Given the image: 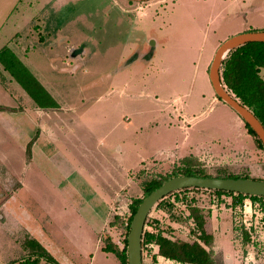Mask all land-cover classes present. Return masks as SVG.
Returning a JSON list of instances; mask_svg holds the SVG:
<instances>
[{"label": "rangeland", "instance_id": "obj_1", "mask_svg": "<svg viewBox=\"0 0 264 264\" xmlns=\"http://www.w3.org/2000/svg\"><path fill=\"white\" fill-rule=\"evenodd\" d=\"M30 3L27 0H0V47H9L57 100V107L42 108L47 112L39 110L36 116L31 114L43 126L50 121V117H56L60 122L75 115L76 123L86 122L94 126L93 133L98 137L113 140L112 136L119 134L120 139L131 141L122 128L126 127L125 124L137 123L142 127L133 141L144 146L141 151L146 156L154 153L161 142L177 140L178 147L182 148L184 140L209 144L210 137H217L224 144L222 136L237 135L231 114L209 100L194 104L195 93L205 90L201 85L199 66L205 55L214 54L219 42L239 33L244 27H248L244 31L264 30L255 26L264 21V0H39L38 3ZM246 20L254 26H246ZM35 21L41 25L38 30L33 29ZM30 28L32 34L29 33ZM77 48L82 50L72 55ZM25 52L26 57L23 56ZM20 56L24 57L23 60ZM10 76L0 64L1 92L14 99L15 107L9 108L21 109L24 106L28 111L30 103L27 101L24 104V100L20 101L16 96V85ZM4 99L8 102L7 98ZM180 100L191 102L190 115H195L194 118L189 120L180 113L174 114ZM69 106L76 111L61 109ZM160 109L173 110L176 120H172L171 116L170 131H166L167 112H160ZM102 113L105 114L104 122L101 120L98 124ZM114 119L117 124L113 126L111 121ZM179 125L194 131L201 128L202 132L189 133V138H186ZM75 132L81 138L82 135L86 137L87 131L82 126H77ZM37 137L38 130H33L27 137L26 158L31 157ZM85 139L94 142L96 137ZM3 149L12 148L6 146ZM242 158L241 153L235 152L229 156L207 155L200 161L194 158L190 161L194 163V168L214 176L223 173L264 176V154L261 150L252 157L251 169ZM11 164L15 169L20 167L14 158ZM180 165V160L174 158L151 159L131 173L136 184L111 206L100 233L102 250L95 254L94 264H117V261L119 264L112 252L103 249L107 237L116 246L123 247L128 233L130 205L134 199L144 197L143 183L150 179L164 181L179 173ZM2 172L0 170V177L6 179L0 178V185L5 181V197H12L20 185L18 177L11 170ZM24 175L26 185L20 194L15 195L18 199L16 207L19 202L25 204L33 216L40 214L36 220L43 224H46L43 218L51 215L52 229L59 233L72 229L76 231L81 221L73 210L69 194L34 168ZM252 202L246 198L242 205H233L231 196H219L196 188L174 191L156 202L147 216L144 230L162 231L173 240L193 241L196 233H191L194 223L189 217L190 207L211 208L214 214H218V219L222 212L227 214L225 219L233 227L232 240L239 263L263 262L264 210L254 214V206L249 208ZM241 225L250 234L251 242L245 247L241 244V231L235 229ZM84 227V231L94 236L91 229L88 231ZM225 233L229 238L230 229ZM16 234L19 241L24 235L27 237L23 229L18 228ZM93 243L95 240L89 244ZM27 254L28 249L23 254L25 257L17 258L10 264L24 263ZM215 256L221 261L220 248H217ZM5 260L0 257V264ZM85 261L81 260V264H87ZM39 264L52 263H46L41 258ZM143 264H150V258L144 257Z\"/></svg>", "mask_w": 264, "mask_h": 264}, {"label": "crops", "instance_id": "obj_2", "mask_svg": "<svg viewBox=\"0 0 264 264\" xmlns=\"http://www.w3.org/2000/svg\"><path fill=\"white\" fill-rule=\"evenodd\" d=\"M27 2H31V5L32 2L38 3L39 0H27ZM259 6L260 4L257 8ZM245 25L254 26L250 23V20H246ZM255 26L264 28V21ZM33 27L34 30H38L41 25L35 21ZM247 28L248 27H244L239 30V32L245 29L247 30ZM29 33H33L31 28L29 29ZM26 55L27 52L23 53L24 57H26ZM23 56H20L22 60L24 58ZM212 57L213 54L210 56L205 55V57L201 59L199 76L201 85L205 87V90L195 93L197 96L195 97L196 100L194 104L199 105L202 104V100H209L212 104L218 105L219 108L231 114L234 127L237 129V135L225 134L222 136L221 139H224V144H221L222 140L217 137H210L209 144L207 142H192L190 139L187 141L184 140V142H182V148L178 147L179 143L177 140L172 142H161L156 147L154 153L147 156L141 151L144 146L142 145L141 147L137 142L136 144L135 141H133L137 136V132L142 127L141 125L138 126L137 123L130 125L125 124L126 127L123 125L124 128H122V130L126 131V135L130 136L129 138L132 139L131 141L120 139L119 134L112 136L113 140L110 137L105 139L98 137L93 133L92 128L94 129V126L86 122L84 124L76 123L74 119L75 115L71 119H65L60 122L56 117H50V121L48 120L49 122L46 123V126H43L40 121H37L38 118H32L31 114L36 116L39 110L44 112L47 111L35 105L33 101L29 102L31 98L27 96L23 88L18 86L12 79L13 83L16 85L15 91L17 95H15L20 98V101L24 100V104L28 101L32 106L30 104L28 105V111L24 106L21 107V109L0 110V170L1 172L2 170L13 171L16 173L20 183L17 191L12 194V197H5L6 192L3 190L5 181L0 185V257L6 259L3 261L4 263L1 264H10L11 261L17 258L25 257L23 254H25L26 249L22 247V242L27 237L41 244L60 264H81V260L83 261L84 259L87 264H94L95 254L102 250L100 233L103 225L107 221V215L111 206L115 204L116 200L121 199L123 194L131 191V188L136 184L132 179L131 173L151 159L163 160L174 158L179 161L185 157H192L200 161L207 155L229 156L232 153L238 152L243 156L241 160L251 169L250 164L253 162L252 157L255 156L256 151L260 153L261 150L264 154V150L257 145L254 136L248 133L245 122L237 112L216 96L208 76ZM259 74L264 79V66L260 67ZM1 91L2 87L0 85V92ZM1 95L0 104L2 106L15 107L13 104L14 99L11 95L6 96L5 92L4 94L1 92ZM3 97L7 98L8 102H5ZM191 106L192 104L190 101L180 100L177 111L175 110L174 114L175 112L176 114L180 113L184 118L192 119L195 115H190ZM61 109H67L69 112L76 111V109L71 106ZM50 111L52 110H49V112ZM159 111L167 112L166 124H168V126L166 131H170L171 128L169 127L171 126L172 120L175 119L173 110L165 111L164 109H160ZM27 112L30 113L29 116ZM76 114L78 115L79 113ZM102 115V118H99L97 121L98 124L101 120L104 122L103 118L105 114L102 113ZM171 116L173 117L172 120ZM125 119L128 120L127 117H125ZM111 123L113 126L117 124L115 123V119L112 120ZM47 126H49V129ZM77 126L84 127L87 131V133H85L86 137H96L94 142L85 139L86 137L84 135H82L83 137L81 138L79 133L77 134L75 132ZM178 127H181L186 138L189 136V133L201 134L202 132L201 128L194 131L193 129L190 130L185 125H179ZM33 130H38V137L33 143L31 157L26 158V140ZM105 130L106 128H104V131ZM215 143H217L216 147ZM220 144L221 146H219ZM6 146L12 149H3ZM180 151L184 153H180ZM13 158L20 164L18 169H15L11 164ZM31 168L42 173L44 177L49 179L57 188L61 190L64 189L65 192L69 194L73 202V210L81 221L76 226V231L72 229L71 231L67 230L59 233L52 229L53 221L50 219V217H52L51 215L50 217L45 216V218H43V222L46 223L43 224L36 220L40 217V214L33 216L31 212L27 210L25 204L19 202L16 207L18 199L15 195L20 194L25 187L26 182L23 176H25L24 174ZM249 177L264 178V176L252 175H249ZM0 178L3 180L6 179L4 176ZM201 209L203 212L209 214L205 223V230L213 237L211 246L213 253L216 255L217 248H220L222 264H241L236 256L237 252L235 251V245H233L232 224L227 218L225 219V217H228L227 214L222 212L221 215L224 217L222 218L221 216V218L218 219V214H214V209ZM27 214H29L30 218H28L29 216ZM82 227L87 228L88 231L91 229L94 239H92L89 233L84 231ZM13 228H15V230ZM18 228L23 229L27 233V237L24 235L23 239L20 241L16 234ZM228 229H230L229 238L225 233ZM92 240H95V243L89 244ZM254 264H264V261Z\"/></svg>", "mask_w": 264, "mask_h": 264}, {"label": "trees", "instance_id": "obj_3", "mask_svg": "<svg viewBox=\"0 0 264 264\" xmlns=\"http://www.w3.org/2000/svg\"><path fill=\"white\" fill-rule=\"evenodd\" d=\"M0 64L3 69L9 72L11 77L24 89L28 96L40 108H55L57 102L51 97L41 83L33 77L31 72L18 59L16 54L7 46L0 47ZM264 66V42H247L231 49L220 65L221 83L235 99L242 105L247 107L260 120L264 126V79L260 76V67ZM0 109H14L0 106ZM245 127L249 134L253 135L257 145L264 150L261 140L258 138L253 129L245 123ZM192 157H185L180 160L179 173L176 175H197V176H214L206 173L202 169L194 168V163L190 160ZM216 177H249L237 174H217ZM253 178V177H251ZM263 179L264 178H257ZM163 181L150 179L143 183L144 196L151 190L159 186ZM201 189V188H196ZM217 195H228L232 197V204L242 205L244 199L261 200L264 197L249 196L241 193H234L223 190H208ZM142 198H136L130 205L131 215L128 218L127 229L129 230L130 220ZM189 217L194 223V230L191 233H196L195 240L183 241L179 239H171L163 234L162 231L144 230L143 241H153L158 246V251L161 255L180 261L184 264H222L215 258L211 249L213 237L205 230V223L209 214L203 212L198 206L190 207ZM235 229L241 231V244L245 247L250 244V234L243 225L236 226ZM127 234L124 238L123 247L116 246L107 237L106 244L103 247L105 251L112 252L119 260V264H128L126 255ZM24 247L28 254L24 263L39 264V260L45 259L46 263L59 264L46 251V249L34 239H25ZM208 249H207V248ZM246 248L244 249V252ZM23 262V261H22Z\"/></svg>", "mask_w": 264, "mask_h": 264}, {"label": "water", "instance_id": "obj_4", "mask_svg": "<svg viewBox=\"0 0 264 264\" xmlns=\"http://www.w3.org/2000/svg\"><path fill=\"white\" fill-rule=\"evenodd\" d=\"M146 1V0H128ZM247 42H264V30L236 33L216 48L208 70L209 80L218 98L231 106L242 120L256 133L264 146V126L251 110L235 99L223 86L220 79V65L226 54L233 48ZM77 48L72 55L80 52ZM186 188L223 190L249 196L264 197V180L251 177H216L197 175H176L167 178L159 186L145 195L133 213L127 234L126 255L128 264H143L142 241L144 227L151 209L166 195Z\"/></svg>", "mask_w": 264, "mask_h": 264}, {"label": "built area", "instance_id": "obj_5", "mask_svg": "<svg viewBox=\"0 0 264 264\" xmlns=\"http://www.w3.org/2000/svg\"><path fill=\"white\" fill-rule=\"evenodd\" d=\"M252 201H253L252 204L249 203V207L254 206L255 208V210H253L254 214L256 213V211L260 212L261 210H264V198L261 200H252ZM146 256L150 258V264H184L180 261L161 255L158 251L157 244L153 241L147 242L145 244L142 243V260Z\"/></svg>", "mask_w": 264, "mask_h": 264}]
</instances>
